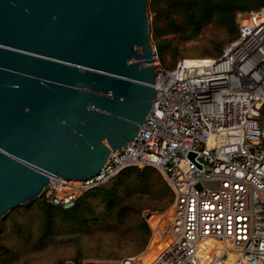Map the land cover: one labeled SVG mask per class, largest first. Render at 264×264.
Masks as SVG:
<instances>
[{
    "label": "built area",
    "instance_id": "1",
    "mask_svg": "<svg viewBox=\"0 0 264 264\" xmlns=\"http://www.w3.org/2000/svg\"><path fill=\"white\" fill-rule=\"evenodd\" d=\"M234 22L238 37L216 57L167 69L152 46L154 99L135 137L90 178L50 179L43 195L62 209L131 168L156 170L173 194L143 213V251L78 264H264V7Z\"/></svg>",
    "mask_w": 264,
    "mask_h": 264
},
{
    "label": "water",
    "instance_id": "2",
    "mask_svg": "<svg viewBox=\"0 0 264 264\" xmlns=\"http://www.w3.org/2000/svg\"><path fill=\"white\" fill-rule=\"evenodd\" d=\"M147 2L0 0V219L138 133L154 99Z\"/></svg>",
    "mask_w": 264,
    "mask_h": 264
},
{
    "label": "trees",
    "instance_id": "3",
    "mask_svg": "<svg viewBox=\"0 0 264 264\" xmlns=\"http://www.w3.org/2000/svg\"><path fill=\"white\" fill-rule=\"evenodd\" d=\"M262 7L264 0H148L150 40L167 69L175 66L189 43L201 42L193 50L199 57H216L224 42L238 37L235 13ZM261 124L264 129V106ZM172 199L170 188L156 170L131 168L118 174L111 187L83 194L68 209L52 205L43 194L17 206L0 219V233L11 225L15 234L28 236L33 249H43L54 234L64 230L75 242L94 240L96 249L104 247L99 257L109 259L113 253L134 256L144 250L151 235L143 213L164 211Z\"/></svg>",
    "mask_w": 264,
    "mask_h": 264
},
{
    "label": "rangeland",
    "instance_id": "4",
    "mask_svg": "<svg viewBox=\"0 0 264 264\" xmlns=\"http://www.w3.org/2000/svg\"><path fill=\"white\" fill-rule=\"evenodd\" d=\"M150 23V19H148ZM153 45L152 40H150ZM201 42L189 43L185 45V48L177 57L176 63L184 58H198L197 53H193L195 46ZM228 42H224L222 50ZM197 56V57H195ZM209 57V56H207ZM114 181L105 185L104 187H111ZM146 221V220H145ZM148 225V223H147ZM38 226L35 225V229ZM58 232V230H56ZM37 233H34L33 238ZM94 240H83L80 242L74 241L72 234L66 233L64 230L62 233L54 234L53 239L46 248L33 249L32 244L28 242V236H21L15 234L11 225H7L4 232L0 233V264H61L65 261H95V262H115L119 263L129 257L130 255H121L113 253V257L106 259L99 257L105 249H96ZM100 245L97 243V246ZM81 251V256H78V252ZM83 255V256H82ZM117 255V257H115ZM135 256V255H134ZM76 258V259H75ZM103 264V263H102Z\"/></svg>",
    "mask_w": 264,
    "mask_h": 264
},
{
    "label": "bare ground",
    "instance_id": "5",
    "mask_svg": "<svg viewBox=\"0 0 264 264\" xmlns=\"http://www.w3.org/2000/svg\"><path fill=\"white\" fill-rule=\"evenodd\" d=\"M153 242H151L150 246L152 245Z\"/></svg>",
    "mask_w": 264,
    "mask_h": 264
}]
</instances>
